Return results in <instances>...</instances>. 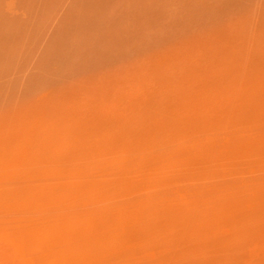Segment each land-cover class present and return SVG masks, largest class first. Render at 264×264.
I'll use <instances>...</instances> for the list:
<instances>
[{"label": "rangeland", "instance_id": "1", "mask_svg": "<svg viewBox=\"0 0 264 264\" xmlns=\"http://www.w3.org/2000/svg\"><path fill=\"white\" fill-rule=\"evenodd\" d=\"M0 264H264V0H0Z\"/></svg>", "mask_w": 264, "mask_h": 264}]
</instances>
